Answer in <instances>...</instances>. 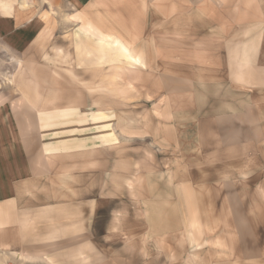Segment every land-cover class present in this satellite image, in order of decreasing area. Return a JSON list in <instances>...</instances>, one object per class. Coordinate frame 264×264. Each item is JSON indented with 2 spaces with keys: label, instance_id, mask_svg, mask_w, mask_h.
<instances>
[{
  "label": "crops",
  "instance_id": "crops-1",
  "mask_svg": "<svg viewBox=\"0 0 264 264\" xmlns=\"http://www.w3.org/2000/svg\"><path fill=\"white\" fill-rule=\"evenodd\" d=\"M44 1L94 7L88 17L98 35L122 40L125 55L139 57L142 67L173 68L151 76L159 93L174 98L157 109L163 118L150 120L156 139L145 142L158 149L143 150L135 171L133 156L123 166L115 155L87 160L71 146L39 154L21 132L22 115L35 114L32 105L19 109L17 98L0 95V264H157L170 257L180 264L187 254L191 264H264V0H156L159 12L173 14L169 44L159 37L164 28L138 30L131 0ZM106 2L128 5L103 11L97 3ZM37 4L0 0L1 49L32 50L44 24ZM183 8L206 20L189 32L196 43L184 49L198 53L187 64L177 17ZM155 34L157 48L150 43ZM82 44L91 57L74 61L107 66L113 82L118 65H134L127 58L118 63L113 46ZM72 97L67 102L78 99ZM71 106L67 113L78 112ZM163 148L175 153L168 169L161 168ZM199 227L206 235L198 237ZM186 228L183 255L175 233Z\"/></svg>",
  "mask_w": 264,
  "mask_h": 264
},
{
  "label": "rangeland",
  "instance_id": "rangeland-1",
  "mask_svg": "<svg viewBox=\"0 0 264 264\" xmlns=\"http://www.w3.org/2000/svg\"><path fill=\"white\" fill-rule=\"evenodd\" d=\"M131 1L133 2L128 4L132 5V8L128 11L132 12V17L140 27L138 29L140 32L148 26L150 30L164 28L168 33L159 37L164 38L167 44L173 42L174 36L170 33L173 32L172 27L174 26L173 14L159 12L156 0ZM190 3L182 2L187 6ZM128 4L97 3L103 11L116 9L118 6L122 9ZM37 7L39 17H41L39 21L44 24L39 29L38 38L32 50L15 54L0 48V95L17 98L19 109L26 108V105L30 108L32 105L31 110L35 113L22 115L21 132L25 143L36 145L39 154L49 153L52 149H70L71 146L73 150L85 154L87 160H92L99 154L98 152H101L103 156L115 155L118 161L124 160V162H119L123 166L127 164L125 163L126 155L133 156L135 171L141 169L143 150L151 152L158 149L157 142L151 144L150 147L145 142L156 139L153 137L156 133L152 134L150 130L152 127L150 120L163 118L158 116L157 109L167 107L170 103L169 98H174L170 97L171 95L166 91L159 93L157 83L153 81L154 77L151 75L158 74L159 69L168 71L173 68L142 67L141 62L138 61L139 57L125 55L126 50L122 46V40L110 34L98 35L92 25V20L88 17V11L92 13L94 7L91 10L82 11L67 2L54 1L51 3L44 0H38ZM145 17L150 18L149 25L148 21L144 20ZM156 17L162 18L160 23ZM177 17L178 30L186 34L182 35V52L186 55L182 63L187 64L191 54L198 53L184 49L185 45L193 47L196 43L189 32H195L197 27L205 28L206 20H200V14L191 12L189 8L181 9ZM159 37L155 34L150 42L156 48ZM83 42L95 43L103 51L106 49L109 51L113 46L118 49V63L124 65L127 58L133 61L134 65L128 66L130 68L118 65V80L113 82L106 73L107 66L102 64L103 66L82 67L79 62L74 61L75 57H91L85 47V51L78 48L83 46ZM67 45L70 47L67 48ZM151 52L150 50L149 53ZM136 54L138 52H135ZM159 57L161 58L162 54ZM146 63L151 64L152 62L149 60ZM97 69L99 72H96ZM111 78H113V73ZM72 96L77 97L75 101L78 102H67L68 98H73ZM70 105H75L71 107L77 108L79 113L77 111L67 113L66 109ZM99 109L100 111L97 112L101 114L97 116L95 110ZM164 119L161 121L168 122L167 118ZM31 123L36 129L31 130ZM189 129L188 124L185 131L188 136L191 135ZM95 144L98 145L94 147ZM173 150V148L162 149L160 156L166 157V160L162 162L164 166L161 168L173 167L175 159ZM181 151L184 155L186 148H182ZM61 154L67 155V152ZM105 166L109 167L108 164ZM151 229H153V222H151ZM213 229L217 231L219 228L214 227ZM197 231L198 237L206 235L205 227H199ZM187 234H190L189 228L175 233V240L180 242L178 246L180 245L182 252L185 253L183 255H186L187 247L190 246L186 242ZM188 255L184 256L186 258H181L180 264H191L192 258ZM154 261L157 264H179L180 260L170 257ZM136 262H140V259H135Z\"/></svg>",
  "mask_w": 264,
  "mask_h": 264
}]
</instances>
